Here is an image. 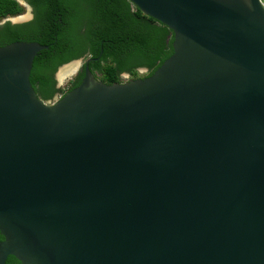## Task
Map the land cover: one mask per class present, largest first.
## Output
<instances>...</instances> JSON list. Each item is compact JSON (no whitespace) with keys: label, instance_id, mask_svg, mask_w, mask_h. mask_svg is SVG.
Masks as SVG:
<instances>
[{"label":"water","instance_id":"95a60500","mask_svg":"<svg viewBox=\"0 0 264 264\" xmlns=\"http://www.w3.org/2000/svg\"><path fill=\"white\" fill-rule=\"evenodd\" d=\"M130 1L174 35L145 79L44 102L49 47H0V264H264L263 0Z\"/></svg>","mask_w":264,"mask_h":264},{"label":"trees","instance_id":"16d2710c","mask_svg":"<svg viewBox=\"0 0 264 264\" xmlns=\"http://www.w3.org/2000/svg\"><path fill=\"white\" fill-rule=\"evenodd\" d=\"M25 1L33 8L34 19L0 26V47L19 41L49 47L35 58L30 76L44 102L76 89L85 77L87 60L95 78L112 85L125 82V74L129 81L150 77L174 53L172 30L130 0ZM24 10L18 0H0V19ZM79 59L84 64L78 74L65 88L57 87L59 68ZM7 264L21 263L10 256Z\"/></svg>","mask_w":264,"mask_h":264},{"label":"flooded vegetation","instance_id":"af4514ba","mask_svg":"<svg viewBox=\"0 0 264 264\" xmlns=\"http://www.w3.org/2000/svg\"><path fill=\"white\" fill-rule=\"evenodd\" d=\"M18 1H19L20 5L25 8L24 11H26V9H28V15L26 17L16 18L17 16L22 15V13H21V14H19L17 16L4 17V18L0 19V26H3L7 22H11L12 24H23V23H26V22H30V21H32L34 19V10H33V8L25 0H18ZM57 83H58V81H57ZM57 87L60 88L59 83H58ZM3 240H4V238L0 234V241H3Z\"/></svg>","mask_w":264,"mask_h":264},{"label":"rangeland","instance_id":"374dc122","mask_svg":"<svg viewBox=\"0 0 264 264\" xmlns=\"http://www.w3.org/2000/svg\"><path fill=\"white\" fill-rule=\"evenodd\" d=\"M28 15V9H26V11H24V13H22V15H20V16H17L16 18H20V17H26ZM82 66L83 65H81L80 66V68L77 70H75L74 72L73 71H71V72H69V73H66V74H64L62 77H61V83H60V86L62 87V88H65L66 86H67V84L69 83V81L71 80V79H73L77 74H78V72L81 70V68H82ZM75 69V68H74ZM58 74H60V68H59V70L57 71V73H56V75H58ZM124 79L125 80H127L128 78H125L124 77ZM59 80V79H58ZM59 82V81H58Z\"/></svg>","mask_w":264,"mask_h":264},{"label":"bare ground","instance_id":"6f19581e","mask_svg":"<svg viewBox=\"0 0 264 264\" xmlns=\"http://www.w3.org/2000/svg\"><path fill=\"white\" fill-rule=\"evenodd\" d=\"M71 72V71H70ZM74 72V71H73Z\"/></svg>","mask_w":264,"mask_h":264}]
</instances>
